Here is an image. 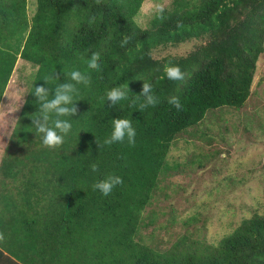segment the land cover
I'll list each match as a JSON object with an SVG mask.
<instances>
[{
	"label": "trees",
	"instance_id": "obj_1",
	"mask_svg": "<svg viewBox=\"0 0 264 264\" xmlns=\"http://www.w3.org/2000/svg\"><path fill=\"white\" fill-rule=\"evenodd\" d=\"M145 1L0 0V105L20 59L38 68L0 165V264H264V202L217 244L187 234L162 250L142 237L162 178L201 161L169 164L179 136L210 110L249 102L264 54V0H173L163 19L156 12L143 26L136 18ZM192 42L186 56L156 57ZM91 50L99 68L77 85L73 128L45 147L31 131L34 84L84 70ZM168 63L183 80L166 78ZM144 82L159 97L155 106L141 107ZM127 83L129 99L104 100ZM172 96L181 109L168 103ZM119 117L132 121L135 143L105 145ZM110 174L123 183L105 197L93 184Z\"/></svg>",
	"mask_w": 264,
	"mask_h": 264
},
{
	"label": "rangeland",
	"instance_id": "obj_2",
	"mask_svg": "<svg viewBox=\"0 0 264 264\" xmlns=\"http://www.w3.org/2000/svg\"><path fill=\"white\" fill-rule=\"evenodd\" d=\"M173 0H146L138 24L143 26ZM34 6H30L32 13ZM196 43L160 50L157 58L186 56ZM37 67L20 59L0 105V165L17 126ZM191 153H189V152ZM201 158L193 168L162 178L154 199L144 213L147 244L167 249L185 235L217 244L264 202V54L258 63L252 96L243 109L208 111L196 127L179 136L168 162L185 163ZM154 221L150 224L151 218Z\"/></svg>",
	"mask_w": 264,
	"mask_h": 264
},
{
	"label": "clouds",
	"instance_id": "obj_3",
	"mask_svg": "<svg viewBox=\"0 0 264 264\" xmlns=\"http://www.w3.org/2000/svg\"><path fill=\"white\" fill-rule=\"evenodd\" d=\"M157 16L163 19V7L157 6ZM130 37L125 36L121 40V46L126 45ZM99 53L96 50L88 52L83 62L86 65L84 70L78 67L66 69V76L63 82L58 83L53 74L48 79H43L48 87L44 85L36 86L31 92L37 100V111L32 114L31 128L35 136L40 138L43 146L54 148L60 145L65 136L73 128L74 120L71 118L72 113L77 106V96L79 94L78 84H87L90 79L88 69L99 68ZM164 74L170 81H180L184 79V72L178 65L168 63L164 67ZM49 79L54 83V87H49ZM128 83L116 87L105 92V99L111 101L112 105L129 99ZM138 96L143 97L142 108L155 106L159 103V97L154 93L153 85L147 82L143 83L142 91ZM168 103L173 105L177 110L182 108V104L178 96L169 98ZM136 129L132 125V121L128 118L112 119V131L103 143L111 145L113 143H123L125 140L129 144L135 143ZM97 164L91 165L92 171L97 170ZM123 183V179L119 175L110 174L98 179L93 184V189L99 191L103 196L107 197L113 189Z\"/></svg>",
	"mask_w": 264,
	"mask_h": 264
}]
</instances>
